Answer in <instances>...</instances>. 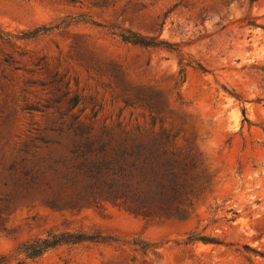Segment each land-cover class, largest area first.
<instances>
[{
	"label": "rangeland",
	"instance_id": "1",
	"mask_svg": "<svg viewBox=\"0 0 264 264\" xmlns=\"http://www.w3.org/2000/svg\"><path fill=\"white\" fill-rule=\"evenodd\" d=\"M151 116L196 154L187 217L71 199L72 130ZM0 264H264V0H0Z\"/></svg>",
	"mask_w": 264,
	"mask_h": 264
},
{
	"label": "trees",
	"instance_id": "2",
	"mask_svg": "<svg viewBox=\"0 0 264 264\" xmlns=\"http://www.w3.org/2000/svg\"><path fill=\"white\" fill-rule=\"evenodd\" d=\"M122 40L140 47L166 44L134 33L123 35ZM72 131L71 155L59 164L63 172L61 185L71 191L70 198L75 202L96 206L108 203L144 219L187 217L201 186L194 177L196 154L191 147L178 146L179 132L166 129L155 116H151L148 126H119L99 132L79 126ZM33 171L34 167L28 168L26 181L38 179ZM71 240L76 242L80 237L37 240L35 243L40 244L27 257L39 256L46 249Z\"/></svg>",
	"mask_w": 264,
	"mask_h": 264
}]
</instances>
